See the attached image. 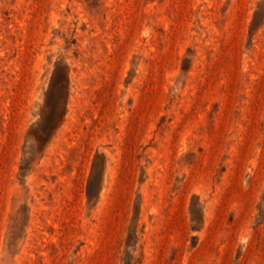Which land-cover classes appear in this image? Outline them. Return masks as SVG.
Segmentation results:
<instances>
[{"label":"rangeland","instance_id":"rangeland-1","mask_svg":"<svg viewBox=\"0 0 264 264\" xmlns=\"http://www.w3.org/2000/svg\"><path fill=\"white\" fill-rule=\"evenodd\" d=\"M0 264H264V0H0Z\"/></svg>","mask_w":264,"mask_h":264}]
</instances>
